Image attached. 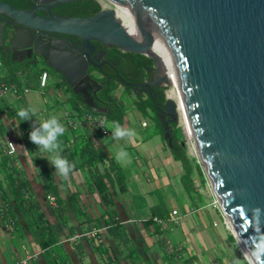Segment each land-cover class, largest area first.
<instances>
[{"label": "water", "instance_id": "water-1", "mask_svg": "<svg viewBox=\"0 0 264 264\" xmlns=\"http://www.w3.org/2000/svg\"><path fill=\"white\" fill-rule=\"evenodd\" d=\"M44 1L55 7L81 0ZM109 1L128 7L135 25L117 14L116 8H102L89 16L50 10L40 15L34 9L0 2V14L16 24L9 50L15 54L29 47V57L35 53L49 62L99 112L95 97L102 85L88 69L106 51L97 50L93 41L153 60L156 80L135 84L117 71L121 82L134 90L171 85L161 62L177 71L172 87L188 110L203 170L247 261L252 264L240 240L256 264H264V0ZM156 31L165 38L176 64L164 59ZM37 32L67 34L79 40L74 44L45 40ZM166 97V114L159 117L172 148L169 123L179 121V103ZM165 116L171 117L166 123ZM72 254V264H100L86 249L80 256Z\"/></svg>", "mask_w": 264, "mask_h": 264}, {"label": "crops", "instance_id": "crops-1", "mask_svg": "<svg viewBox=\"0 0 264 264\" xmlns=\"http://www.w3.org/2000/svg\"><path fill=\"white\" fill-rule=\"evenodd\" d=\"M50 76L49 72L48 84ZM61 95L62 93L57 94L58 99ZM21 98L24 97L9 98L13 103L10 104L9 101V104L5 103L0 107L4 127L2 134L9 135L16 141L19 161L17 166L23 170V176L29 185L27 201L19 209L12 204L13 212H10L8 203L2 200L0 190V206L8 207L5 216L12 223L7 228L6 219L1 215L3 221L0 225V264H72V253L80 256L85 249L98 261L100 258L103 261H99L100 264H136L133 261L136 259L133 257V249L125 247L122 251L118 245L122 234L131 237L137 249L142 252L144 257H141L145 264H170L164 259L165 252H170L166 247L163 248V255L160 252H154L153 256L148 254L151 252V246L156 243L155 239L162 238L161 233L165 229V226H161L163 223L156 222L155 226L150 216L135 213L136 200L144 199L149 208H155L156 200L163 196V190L174 186V179L183 182L185 171L182 162L175 158L163 135L156 133L150 137V143L147 140V143L142 142L138 147H134L130 138L113 139L108 125L111 133L101 137V132L86 122H82L76 130L72 129L65 121V112L68 110L64 109V119L60 120L66 128L64 140L67 138L74 150L65 151L66 145L64 148L61 145L64 154L62 151L59 154L64 155L63 157L75 167L67 178L60 177L48 162L51 154L41 149L35 151L36 145L29 140L31 124L44 119L37 114L36 118L21 121L17 115L18 110L21 107L30 109L26 98L24 105L20 101ZM82 110L84 108L80 107L70 113L73 118L81 119ZM127 121L126 119L121 126L127 128ZM144 122L147 124L144 125ZM142 126L147 128L149 122L144 119ZM121 148L132 151L130 160L138 166L135 174L133 169L125 168L129 162L120 163L121 166L116 163L115 155ZM2 151L5 152V147L0 137V152ZM95 154L96 163L92 166L87 157ZM185 190L192 202L186 205L184 215H179V212L173 215V222L180 225L188 236L196 232L202 245L206 244L207 239L201 229L208 223V206L212 203L198 206L186 187ZM50 194L57 197V205L49 202L47 196ZM217 211L223 218L221 212ZM192 212L198 215L197 218L192 216ZM204 212L208 215L205 216ZM215 222L213 220V225ZM215 233L219 240L223 239L222 234L217 231ZM231 234L232 232L227 230L230 238ZM194 240L193 237L190 249L191 254L196 256L194 253L198 255L199 250L203 249L201 246H194ZM44 241H49L48 247L42 246ZM215 263L222 262L220 263L218 258Z\"/></svg>", "mask_w": 264, "mask_h": 264}, {"label": "rangeland", "instance_id": "rangeland-1", "mask_svg": "<svg viewBox=\"0 0 264 264\" xmlns=\"http://www.w3.org/2000/svg\"><path fill=\"white\" fill-rule=\"evenodd\" d=\"M103 6V8H116V6L107 0H99ZM40 69H45L48 72H50V80L48 87H41L40 86V78L39 73ZM6 70L4 68H0V76L5 75ZM27 77L30 78V83H23L22 85H19L22 92L23 97L26 98V100L29 102L30 109L35 114L33 117L36 118V115L43 117V119L48 118L50 116H56L60 120L64 119V109H67L68 111H75L79 110L80 107L83 108V106H75L72 103V99H75L70 92L62 88L61 85L57 86V83L60 82L61 77L58 73H56L52 68L48 66H34L31 65L28 74H26ZM60 87V89H58ZM166 87V94H169L171 96V91L173 89L172 85L165 86ZM29 88V93H24V89ZM131 91L128 90L126 87L120 86L118 89H116L113 94L117 98H121L124 101V108L126 111V119L129 123L127 125V128L133 129L135 131V136L131 137V143L134 147H138L140 143H150L151 136H154L156 133H159L160 135H163V126L162 124H159V121L157 119L156 113L153 110L152 106L149 104V99L145 100V105L142 108H138L135 100L138 101L140 99V96L135 95L134 92L131 94ZM60 98L58 99L57 94H61ZM15 96H7L3 100H0V107H3L4 104H11V100H8L9 98H14ZM65 97V99H64ZM69 97L72 99L69 100ZM76 97V96H75ZM18 98V97H16ZM24 98H21L22 105L25 104ZM174 98L179 103V108L181 109L182 114L180 115L179 121L177 122L178 125H174L172 127V135L178 139L179 141L183 142L186 141L187 147H188V153L191 157H194L197 159L198 162L201 163V159L199 157V153L196 149V144L194 141V138L191 133L190 124L189 121L185 118L186 114L183 110V106L180 103L176 93H174ZM19 101V103H20ZM13 103V102H12ZM25 108V107H24ZM84 110H82L83 112ZM81 112V113H82ZM146 119L149 122V126L147 128H144L142 126V121ZM113 124L112 121H108L107 125ZM165 134V133H164ZM100 137L103 136L101 133H99ZM112 135V133H111ZM142 138V140H141ZM138 141V142H137ZM153 143H155L153 141ZM128 146V145H127ZM126 146V147H127ZM35 151H37L39 148H34ZM131 149V148H130ZM129 153V156L132 157V151L127 150ZM35 156V155H34ZM130 157V158H131ZM116 161V160H115ZM126 163L125 168L130 170L133 169V172L137 171V164L134 162ZM116 163H118L116 161ZM120 164V163H118ZM121 166V164H120ZM124 166V165H123ZM124 168V169H125ZM203 169V168H202ZM125 173L126 170H124ZM205 173V172H204ZM192 178L195 180L196 185L199 189L200 193H197L202 198H198V204H210L208 206V210L210 211V216H207L206 213L208 210L205 209L206 212H204L205 216H207L206 222L207 225L202 226V234L206 237L207 242L206 244L202 245L200 237L195 232L192 235L188 236L184 233V231L181 229L180 225L173 222V212L172 210L176 208L179 212V215H184L186 212V205L190 204L192 202L191 198L187 195V192L185 190V187L183 185V182H178L177 179H174L173 184L174 186H169L168 188H165L163 190V193H161L163 196L160 199L156 200L157 206L155 208H149L148 203L144 199L136 200L135 204L137 205L135 213H139L142 215L150 216L155 224L157 226L156 221L154 219V215L156 217L161 219V222L165 226V229L162 231V238H156L155 244H153L151 247V252L148 254L150 256H153L154 252H157L161 255L164 254V249L167 248V251H170L169 253L165 252L164 259H167V261L170 264H216L215 259H220L221 264H246V257L244 256L243 252L240 250V246L236 245L234 241L227 235V230L232 232L231 228L227 226L225 223L226 216L223 213V210L220 206V203L218 202L217 197L215 196L214 190L212 188V185L210 181L207 178V175L205 174L206 183L204 184L202 181V177L199 171L196 169L192 173ZM201 199V200H200ZM195 200V204H196ZM197 210L199 208L195 207ZM144 209L146 213H144ZM219 210L223 216L221 218L220 214L218 213ZM192 216L194 218H197V214L192 212ZM178 215V216H179ZM154 216V217H153ZM175 217V216H174ZM213 220H215V225H213ZM160 222V223H161ZM209 224V225H208ZM218 232L222 234L223 239L219 240L216 236L215 232ZM226 234V236H225ZM122 237H120L119 244L120 249L123 251L125 247L133 249V257L136 258L135 263L136 264H145L142 257V252L137 249L136 244L131 239L129 235L122 234ZM195 238V245L194 246H201L202 250H199L198 255L194 253L196 256H193L191 254V246H192V238ZM136 248V249H135ZM167 253V254H166ZM172 253H175L173 255ZM244 257L242 256V254ZM179 255L181 257H179ZM142 256V257H141ZM152 258V257H151ZM99 261L103 262L100 258H98ZM247 260V259H246ZM153 260L152 258V262ZM219 262V261H217ZM225 262V263H224Z\"/></svg>", "mask_w": 264, "mask_h": 264}, {"label": "trees", "instance_id": "trees-1", "mask_svg": "<svg viewBox=\"0 0 264 264\" xmlns=\"http://www.w3.org/2000/svg\"><path fill=\"white\" fill-rule=\"evenodd\" d=\"M78 4H79L78 11L73 13L75 16H89L99 12L103 8L99 0H82L79 1ZM112 56H114V58L120 61L119 72L121 76L127 81H137L138 80L137 78L141 79L143 76H145L144 70L147 61L146 59H148L149 63L152 62L151 59L146 57L145 55L133 53V52H125L118 47H114L113 49H111L110 57ZM31 65H32L31 61L28 60L23 63L11 60L9 59V57H7L4 51L0 50V68H4L6 70V74L0 76V83L3 81L9 83H16L18 85H22L24 82L26 84L30 83V78L27 77L26 74H28ZM44 70L45 69H40L39 76L42 75ZM59 75L61 77V80L60 82L57 83V86L61 85L62 88L66 87L65 90L73 94L72 96L75 99L69 97V100L72 99V103L75 106L82 105L84 109L89 110L95 114L106 115L108 119L112 122H118L120 125L124 124V122L126 121V111L124 108V101L120 97L117 98L113 94V92L116 89H118L120 86L122 87L124 86L128 90H131V86L121 82V80L117 76H114L113 80L110 83L107 82L106 78H103L102 81L105 87L103 92H101V96L105 98L108 102L103 103L102 105L107 108V112H105V109H102V111L99 112L84 102L82 94L73 91L69 82L62 73H59ZM22 76H24L23 77L24 79L22 78ZM58 89H60V87ZM159 95L161 102L167 101L166 87L160 89ZM134 103H136L138 108H142L145 105V100L140 97V99L138 101L135 100ZM149 104L152 106L153 110L155 111L157 104L156 101L150 100ZM2 124L3 123L1 122V114H0V135L3 136L4 134H2V132L4 130V127L2 126ZM174 125H178V124L174 123L173 126ZM162 128H163V132L165 133V127L163 126ZM164 133H163V137H164ZM66 135H68V133H66ZM64 139H65V135L59 138L62 147L64 148V145H66L65 151L68 152L73 151L74 150L73 147L69 145L70 143L69 140L67 138L66 140ZM185 143H186L185 140L181 142L173 136L172 151L175 158L182 162L185 171V174L183 176V182L188 193L191 195L194 202L196 200L197 202L196 205L201 206L203 204L199 205L197 199L202 197L197 194L200 192L196 185L195 180L192 178V173L194 172L195 169L199 171L204 184L206 183L205 173L204 170L202 169L203 168L202 164L198 162L196 158L191 157L189 155L188 147L187 144ZM85 146L87 147L88 145ZM62 152L64 154V149ZM96 158H97L96 154L94 156L90 155L87 157V161L90 162L91 163L90 165L93 166L96 163ZM17 160H18L17 156L13 157L5 153L4 151L0 152L1 197L2 200L8 203L10 212H13L12 204L16 205V208L19 209L21 205L27 201L26 193L28 192L29 189L28 181L23 176V170H20L17 166L16 163ZM2 221L3 220L0 215V225ZM231 239L232 241L236 242V239L233 234H231ZM42 246L48 247L49 241L46 242L44 241ZM246 264H249L247 260H246Z\"/></svg>", "mask_w": 264, "mask_h": 264}, {"label": "flooded vegetation", "instance_id": "flooded-vegetation-1", "mask_svg": "<svg viewBox=\"0 0 264 264\" xmlns=\"http://www.w3.org/2000/svg\"><path fill=\"white\" fill-rule=\"evenodd\" d=\"M0 2L9 3L12 6L18 9H21V10L34 9L40 15L50 14L49 10L55 14L74 15L73 13L78 11V6H79L78 4L79 1L72 2V3H63L55 7H50V3L44 0H0ZM0 16L3 17V19L0 20V29H2V35L0 37V50L4 51L7 57H9V59L22 62V63L28 60V61H31L32 65L34 66L41 67V66L46 65L52 68L56 73L58 74L61 73L60 71L57 72L58 70H55L49 64V62L44 61L42 57L38 56L37 54L33 53L29 57L28 56L30 52L29 47L15 50V54H14V51H10L9 50L10 42L13 37L14 26H16V24L14 20H12L10 17L4 14H0ZM37 35L41 36L45 40L52 38L53 40H57L62 43H64L65 41H68L74 44V42L79 40L78 37L76 36L60 34V33H52V32L50 33L37 32ZM93 42L98 47L97 50L102 48V50L106 51V54L102 58L98 59L96 61V64H90V67L88 69V73L102 85V87L97 92V95L95 97L96 105L99 107V109L106 110L107 108L102 105L103 103L108 102L105 98L101 96V92H103L104 87H105L102 79L106 78L107 82L110 83L113 80L114 76H117V71L120 74L119 72L120 61L114 58V56L110 57V51L114 47L109 48L107 46H101V44L97 41H93ZM146 60L147 61H146L145 70H144L145 76H143L141 79L137 78L138 79L137 81H130V82H133L135 84H140L149 79L156 80L158 72L154 68V62L152 59H151L152 61L151 63H149L148 59ZM164 87L165 85H162V84L153 85L150 88H148V90L145 91L144 88H138L134 90L133 86H131L130 93L132 94L134 92L135 95H138L143 99L146 98V99L156 101L157 103L156 109H155L156 116L160 124H163V126L165 127V124L162 123V120L159 117V114H166L165 113V103L166 102H163V101L161 102L160 97H159L160 96L159 91L160 89ZM170 119H171L170 116H165V123ZM174 123H177V122H170L169 125L172 127Z\"/></svg>", "mask_w": 264, "mask_h": 264}, {"label": "clouds", "instance_id": "clouds-1", "mask_svg": "<svg viewBox=\"0 0 264 264\" xmlns=\"http://www.w3.org/2000/svg\"><path fill=\"white\" fill-rule=\"evenodd\" d=\"M17 115L21 121H29L35 115L31 109L21 107ZM112 131V137L115 140L131 138L135 136V131L121 126L118 122L108 125ZM66 128L56 116H50L44 120H38L31 124L29 132V140L37 146V148L50 153L48 162L54 168L56 174L60 177L67 178L69 173L73 170L75 165L70 163L66 157L59 153L62 151L59 138L65 134ZM118 163L129 162V153L121 148L115 155Z\"/></svg>", "mask_w": 264, "mask_h": 264}, {"label": "built area", "instance_id": "built-area-1", "mask_svg": "<svg viewBox=\"0 0 264 264\" xmlns=\"http://www.w3.org/2000/svg\"><path fill=\"white\" fill-rule=\"evenodd\" d=\"M109 1V0H107ZM48 78H49V72L47 70H44L42 75L40 76V86L41 87H46L48 85ZM24 93H29V88H25ZM15 96V97H23V92L20 88V86L16 83H9V82H1L0 83V100H3L7 96ZM169 95V94H168ZM65 121L67 122L68 126L71 127L72 129L76 130L82 122H86L87 124H91L95 130H98L102 133V135H108L110 130L107 128V123H108V118L104 114H95L89 110H85L81 114V119L73 118L72 114L70 111L65 112ZM147 123L144 122V125ZM1 140L4 144L5 147V152L9 154L10 156H17L18 153V146L16 141L11 138L9 135H1ZM16 163H19L17 160ZM49 202L52 205H57V197L53 194H50L47 196ZM193 209V208H192ZM8 211V207L6 206H0V215L5 217L6 212ZM224 213V212H223ZM178 210L174 209L173 210V215H177ZM225 215V213H224ZM226 216V215H225ZM156 221H160L161 219L158 217H154ZM225 223L227 224L228 227H230L231 223L229 219L225 218ZM12 225L10 220L6 219L5 220V226L8 228ZM26 263V261H24Z\"/></svg>", "mask_w": 264, "mask_h": 264}, {"label": "bare ground", "instance_id": "bare-ground-1", "mask_svg": "<svg viewBox=\"0 0 264 264\" xmlns=\"http://www.w3.org/2000/svg\"><path fill=\"white\" fill-rule=\"evenodd\" d=\"M116 13L125 16L129 21H131L135 25V16H134L132 11L128 7L124 6L121 3H116ZM156 41H157V43L160 46V49L162 51L164 59L167 62H169V63L176 64L175 60H174V56H173V54L171 52V49H170L168 43L166 42L165 38L163 37V35L159 31H156ZM161 66H162L163 71L167 72V74L169 76V80L171 82V85H173V82H174L178 72L170 69L163 62H161ZM174 93H175V91H174V89H172L171 97L174 96ZM183 110H184V112L186 114L185 118L189 121L191 133H192V136L194 138V130H193V127H192V124H191V121H190V118H189V115H188V110L184 106H183ZM179 112L182 114L180 108H179ZM195 147H196V149L198 151L197 146H195ZM218 202H219V200H218ZM240 241H241V246H242L244 252L246 253L247 257L250 259L252 264H256V261L252 257V255H251L248 247L246 246V244L242 240H240Z\"/></svg>", "mask_w": 264, "mask_h": 264}]
</instances>
